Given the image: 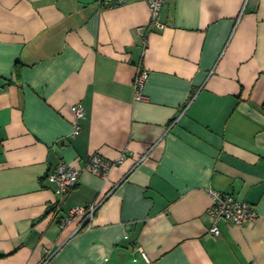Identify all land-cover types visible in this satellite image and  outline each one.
I'll return each instance as SVG.
<instances>
[{
	"label": "crops",
	"instance_id": "crops-1",
	"mask_svg": "<svg viewBox=\"0 0 264 264\" xmlns=\"http://www.w3.org/2000/svg\"><path fill=\"white\" fill-rule=\"evenodd\" d=\"M103 1L0 0V264H264V0H168L146 49L147 5ZM92 154L123 162L53 216L48 175ZM211 191L259 220L212 236Z\"/></svg>",
	"mask_w": 264,
	"mask_h": 264
},
{
	"label": "built area",
	"instance_id": "built-area-1",
	"mask_svg": "<svg viewBox=\"0 0 264 264\" xmlns=\"http://www.w3.org/2000/svg\"><path fill=\"white\" fill-rule=\"evenodd\" d=\"M132 1L144 2L150 11V22L146 28H141L140 33L143 39L144 48H147L148 36L159 30H163L166 26L162 22L161 13L168 0H104L103 5L108 9H116L128 5ZM148 73L140 66L134 81L135 99L142 101L146 99L144 87L147 81ZM74 112V135L81 132V121L85 118L86 111L81 104L73 107ZM124 156V155H123ZM143 160H140L142 162ZM123 162V157L118 162H109L101 156L92 154L81 168H75L69 164L61 163L58 168L48 175V179L56 187V195L60 200L52 205L51 214L58 216L63 212L65 201L71 192L80 184L84 173H91L108 180L109 173L117 165ZM214 200V206L209 210L208 215L213 221L210 233L212 236L221 234L220 223L226 222L235 226H244L248 223H255L259 220L260 214L250 204L237 200L230 194H222L220 192L211 191ZM103 200L72 208L64 218H61L60 225L62 229L70 226L73 222L80 221L75 235L83 230L93 227V221Z\"/></svg>",
	"mask_w": 264,
	"mask_h": 264
},
{
	"label": "trees",
	"instance_id": "trees-1",
	"mask_svg": "<svg viewBox=\"0 0 264 264\" xmlns=\"http://www.w3.org/2000/svg\"><path fill=\"white\" fill-rule=\"evenodd\" d=\"M263 111H264V104H263Z\"/></svg>",
	"mask_w": 264,
	"mask_h": 264
}]
</instances>
